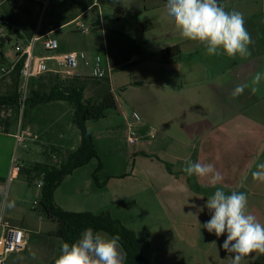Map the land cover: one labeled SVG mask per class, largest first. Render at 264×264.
Returning a JSON list of instances; mask_svg holds the SVG:
<instances>
[{
    "label": "crops",
    "instance_id": "1",
    "mask_svg": "<svg viewBox=\"0 0 264 264\" xmlns=\"http://www.w3.org/2000/svg\"><path fill=\"white\" fill-rule=\"evenodd\" d=\"M30 1L42 4V7L45 5V0ZM72 1L77 11L69 18L70 22L84 17L95 7L101 13L103 0H87L90 6L84 11L78 8L76 0ZM130 1L138 5L121 11L122 1L116 0L113 17L118 28H104L106 34L102 41L101 56L109 69L108 80L116 109L104 118L86 122L95 146L97 142L99 145L107 142L119 147L115 152L108 150L103 156L98 152V160L93 159L96 164L101 163L100 178L103 176L108 185L116 188L110 200L113 202L98 203L96 208L89 210L70 208L58 202L57 189L54 202L68 212H108L133 231L149 264H231L232 254L222 248L226 233L217 238L199 225L211 218L209 211L205 208L198 214L199 223L195 216L187 214H196L198 207L206 204L216 188H222L226 193H246L248 211L264 223V182L252 177L256 164L264 162V81L255 93L245 89L238 97L231 95L238 84L250 83L257 72H264V0H220L227 11L235 9L244 14L245 26L253 42L251 55L247 58H230L223 54L210 56L203 45L182 38L167 14V0ZM102 19L99 21L103 25ZM42 22L34 34L49 37L70 23L50 31L49 23H45L48 32L42 34ZM107 31L111 36H107ZM174 46L178 47L179 56L166 58L164 51ZM38 47L41 45L34 47L33 56H42L38 54ZM61 54L65 53H57ZM40 120L36 119L31 129L25 127L36 137L26 143L45 145L39 142L42 140L39 133L43 131ZM131 129L137 137L134 146L127 142ZM14 132L10 130L5 134L15 144ZM79 140L77 138L74 145L65 150L57 140V145L48 144L49 151H56L52 155L56 159L58 155L64 158L68 152L77 149ZM12 157L10 151L0 149L3 160L1 185L9 174ZM189 160L213 164L222 177L221 182L213 186L211 176H188L182 169ZM36 163L43 162L19 165ZM36 208L31 212L41 221L44 218L39 219ZM149 208H158L163 217L152 213L149 234L140 236L132 226L133 222H128L127 218L133 221V215L127 211ZM2 213L3 218L21 228L26 237L25 249L11 254L5 264H50L60 253L63 242L51 235L52 230L38 231L39 226L37 229L31 226L32 219L27 212L16 215L3 209ZM51 224L56 228L54 223ZM169 228L174 236H169ZM29 234L35 235L32 245H29ZM28 251L32 256L25 255ZM121 253L124 261L122 250ZM244 264H264V254L252 253L245 258Z\"/></svg>",
    "mask_w": 264,
    "mask_h": 264
},
{
    "label": "rangeland",
    "instance_id": "2",
    "mask_svg": "<svg viewBox=\"0 0 264 264\" xmlns=\"http://www.w3.org/2000/svg\"><path fill=\"white\" fill-rule=\"evenodd\" d=\"M71 1L72 0H62V2H59L57 0H45V5H43L41 10L40 6L35 5L34 2L29 0H4L3 2H0V37L10 39V41L6 42L0 49L2 53L0 55V93H4L6 91L7 87L11 83L12 76V71L6 74L2 71V69L7 70L16 60L17 55L14 51V47L16 43L24 41V39L20 38L19 40H16L17 37L15 34H13V32L15 33L18 31L20 35H23V30L28 26V22L31 21L33 17L38 15V25H40V23L45 20V22H42L41 24V29H43L44 25H46L45 23L54 24L60 19H67L70 16H73L72 14L76 12L77 9H75L73 6L74 1ZM121 1V11H127L132 5H138L137 2L132 3L130 0ZM100 6L101 13L100 10L95 7L89 14L80 18V21L86 24V26L89 28V32L77 33L73 31V25L68 24L51 35V37L56 39L58 42L57 52L55 51L53 53H46L41 50L40 47H38V54L52 55L57 53L82 52L85 54V58L82 59L79 62L78 67L73 70L72 76L75 74L91 75L95 66V56L102 55V41L105 38V29L118 28L116 25V19L113 17L115 8L117 6L116 0H103ZM101 17L103 18V25L99 21ZM127 19H130L129 16ZM107 36H111L108 31ZM49 64L52 68H54V70L59 72L58 75L60 79L65 80L68 77H71L64 75L62 73L63 69L58 67L55 62L50 61ZM44 75H46V73L40 76L44 77L41 79L34 78V85L37 86L38 83H46V78ZM29 89L30 86L28 88V92ZM116 94H119V91H116ZM84 97H92L89 84L84 92ZM73 111L74 107L66 102H51L34 107L33 109L25 107L22 112H20V110L16 111L13 108L11 110L2 109L0 111V119L2 120L0 124V149L4 152L10 151L18 164H26V162H50L51 160L47 158L48 155L51 157L53 153L49 151L50 147L48 144L57 145V140H60L58 145L63 148L62 150H65L66 148L73 146L76 139L80 138L79 130L72 123ZM2 112L3 115L1 116ZM39 118L41 119L40 122L43 125V128L41 129L43 131L39 133L43 141L41 140L39 142L44 143L45 145L33 144L30 142L25 144L26 148H23L22 145L14 144L13 140L4 133L5 130L7 132L11 130V133H13L16 130L18 124H20L23 129H25L27 126L31 129V124H36V119ZM95 147L97 148L96 153L99 152L101 156H103V154L108 150L109 152H115L119 149L117 145H108L107 142L100 143V145L97 142ZM44 154H46L47 157L44 156ZM61 158L62 157L58 155V158L54 160L52 159V162L58 164ZM95 164L96 160H93L87 166L77 169L71 176H68L63 180V182L57 188L55 194L60 204L70 208L89 210V208H96L98 203L110 202L114 196L116 188H113L114 186L108 185L106 178L103 176L102 179L100 178L102 168L98 171L97 178L100 183L105 182V185L103 187H98L95 184L92 177L93 172L98 165L96 164L95 166ZM2 167L3 160L0 159V169H2ZM33 182L34 181L27 180L26 176L21 174L14 178L8 185L5 180V182L2 183L4 189L2 192H0V204H3V196L6 195L5 202H14V206L11 208H4V211H12L16 215L20 213L22 214L23 211H25L32 219L31 226H33L35 229H37V226H39L38 231L47 229L46 231L52 230L53 232L55 227L51 224V222L46 221L45 219L38 221L37 216L31 212L32 208L34 209L33 202L39 199V189ZM112 202L113 201L110 203ZM36 209L38 210V208ZM127 212L128 214L133 215V221L130 218H124H127L130 224L133 222L132 226L140 236L143 233L145 235L149 234L150 225L153 221L152 213L156 215H162L158 208L155 210H151L150 208L144 210L129 209ZM157 221L159 220L157 219ZM162 221L165 223L164 218ZM169 230V236H174V232L170 228ZM164 235L167 234L165 233ZM29 236V245H32L34 243L33 240L35 239V235L29 234ZM28 247L29 246H27V248ZM144 252L149 256V251L145 247ZM48 253V255H50V252ZM25 255L32 256L30 251L25 252Z\"/></svg>",
    "mask_w": 264,
    "mask_h": 264
},
{
    "label": "clouds",
    "instance_id": "3",
    "mask_svg": "<svg viewBox=\"0 0 264 264\" xmlns=\"http://www.w3.org/2000/svg\"><path fill=\"white\" fill-rule=\"evenodd\" d=\"M165 7L181 37L203 45L207 55L223 54L230 58H247L251 55L250 45L253 42L242 12L235 9L227 11L220 0H167ZM262 81L264 72H257L250 83L238 84L231 95L238 97L245 89L255 93ZM182 171L188 176H211L213 186L222 180L211 163L189 160ZM252 177L264 182V162L256 164ZM13 206L14 202H4L0 204V211ZM205 208L211 218L200 224L197 217ZM187 215L195 216L200 227L214 233L217 238L226 233L222 248L232 254L231 264H244L245 258L252 253L264 254V223L248 211L246 193H226L222 188H216L206 204L198 207L196 214L189 212ZM212 243L216 245L215 241ZM54 264H124L120 237L109 236L89 227L75 242L61 244Z\"/></svg>",
    "mask_w": 264,
    "mask_h": 264
},
{
    "label": "trees",
    "instance_id": "4",
    "mask_svg": "<svg viewBox=\"0 0 264 264\" xmlns=\"http://www.w3.org/2000/svg\"><path fill=\"white\" fill-rule=\"evenodd\" d=\"M3 1L0 0V2ZM75 2L81 11L86 10L90 6L87 0H76ZM37 5L40 6L41 10L42 4ZM38 17L39 15L33 17L28 22V26L23 30V35H20L18 31L15 32L16 40H19V38L24 39V41L31 39L38 25ZM69 18L60 19L54 24H49L47 27L51 28L48 30H54L70 22ZM45 29L46 27L42 29V34L48 32ZM9 41V38L0 37V49ZM26 41L23 45L26 44ZM179 54L180 51L177 46L170 47L164 51L166 58H176ZM22 63L23 59L16 63L12 71L11 83L4 93H0V111L2 109L11 110L12 108L19 111V70ZM40 76L36 78H44ZM44 76L46 83H38L37 86L34 85L35 79L33 78L31 80L25 107L33 109L34 107L51 102L69 103L74 107L72 123L80 132V142L77 149L68 152L58 164L53 163L52 158L48 155L47 159L51 160L50 162L47 161L20 167L19 174L26 176L27 180L35 181L40 178L43 182L39 190V214L46 221L56 225L51 235L62 242L69 244L75 242L85 229L91 227L94 231H101L109 236L119 235L121 250L124 253V264H149L140 251L133 231L126 228L108 212L99 214L68 212L62 210L54 202V192L65 177L71 175L75 170L86 166L91 160H98L94 140L86 128V122L104 118L109 111L116 109V100L111 92L108 78L97 79L92 76L74 75L62 80L58 74L54 73H46ZM88 84L90 85L92 97L85 98L84 92ZM1 122L2 120L0 119V124ZM4 133H7V131L5 130ZM51 152L54 153L56 151L51 150ZM44 156L47 157L46 154ZM101 168V163L98 161L97 168L92 175L98 187L105 185V182L100 183L97 178L98 171ZM50 264H54V260Z\"/></svg>",
    "mask_w": 264,
    "mask_h": 264
},
{
    "label": "built area",
    "instance_id": "5",
    "mask_svg": "<svg viewBox=\"0 0 264 264\" xmlns=\"http://www.w3.org/2000/svg\"><path fill=\"white\" fill-rule=\"evenodd\" d=\"M96 5V3H95ZM69 24L73 25L74 31L78 33L89 32V28L80 21L79 18L72 20ZM39 44L46 53L57 52L58 42L56 39L49 37L48 35H40L35 33L31 39L25 45H15L14 51L16 52L17 58L10 65L7 70L2 69L4 73L13 71L14 66L17 62L23 59L22 66L19 70V87H18V105L19 110L22 112L25 108V102L27 99V92L30 82L33 78H36L44 73L59 74L57 70L51 67L50 61L55 62L58 67L63 69L62 73L66 76H72L73 70L79 65V62L85 58V54L80 52H70L61 55H42L33 56L34 47ZM94 69L91 74L92 77L97 79L108 78L109 69L104 64L103 57L96 55L94 58ZM3 112L1 113V116ZM1 129V127H0ZM36 139V137L26 129H23L18 124L14 132V141L16 145L25 146L28 140ZM127 142L130 146H134L137 142L136 133L134 130H130L127 137ZM52 159H56L52 156ZM20 165L14 157L10 162L9 174L6 178L7 185L15 178L16 174L19 173ZM36 187L40 190L42 187V180L36 179ZM4 186L0 184V192H2ZM6 195L3 196V203L5 202ZM39 200V199H38ZM38 200L33 202V207H38ZM3 210L0 211V264H5L8 257L11 254L21 252L26 247V237L24 231L21 228L12 226L8 221L3 218ZM39 219H43L41 214H38Z\"/></svg>",
    "mask_w": 264,
    "mask_h": 264
}]
</instances>
